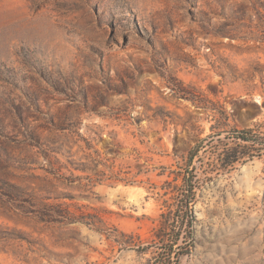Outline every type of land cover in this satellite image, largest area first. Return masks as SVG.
Here are the masks:
<instances>
[{"label": "rangeland", "instance_id": "rangeland-1", "mask_svg": "<svg viewBox=\"0 0 264 264\" xmlns=\"http://www.w3.org/2000/svg\"><path fill=\"white\" fill-rule=\"evenodd\" d=\"M0 264H264V0H0Z\"/></svg>", "mask_w": 264, "mask_h": 264}, {"label": "trees", "instance_id": "trees-1", "mask_svg": "<svg viewBox=\"0 0 264 264\" xmlns=\"http://www.w3.org/2000/svg\"><path fill=\"white\" fill-rule=\"evenodd\" d=\"M241 139L242 140H244V141H249V138L247 137V136H241ZM191 193H192V195H193V189H191ZM192 200L190 201V202H192L193 201V197L191 198ZM177 241V240H176Z\"/></svg>", "mask_w": 264, "mask_h": 264}]
</instances>
